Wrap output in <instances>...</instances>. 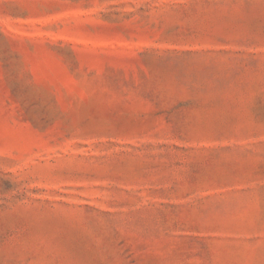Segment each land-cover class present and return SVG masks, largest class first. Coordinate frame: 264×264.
Wrapping results in <instances>:
<instances>
[{
    "label": "rangeland",
    "instance_id": "1",
    "mask_svg": "<svg viewBox=\"0 0 264 264\" xmlns=\"http://www.w3.org/2000/svg\"><path fill=\"white\" fill-rule=\"evenodd\" d=\"M0 264H264V0H0Z\"/></svg>",
    "mask_w": 264,
    "mask_h": 264
}]
</instances>
